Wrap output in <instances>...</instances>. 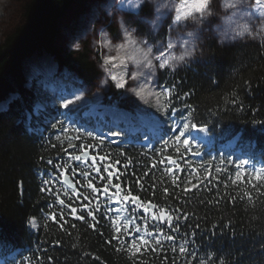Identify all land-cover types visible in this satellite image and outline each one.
Listing matches in <instances>:
<instances>
[{
	"label": "trees",
	"instance_id": "obj_1",
	"mask_svg": "<svg viewBox=\"0 0 264 264\" xmlns=\"http://www.w3.org/2000/svg\"><path fill=\"white\" fill-rule=\"evenodd\" d=\"M78 1L25 0L22 20L0 41V104L8 100L0 108L2 264H264V176L234 178L233 166L220 153L221 144L238 136V153L264 167V39L221 43L207 34L195 56L159 70L166 114L173 122L188 123V131L207 127L208 147H185L172 138L147 146L111 143L67 126L60 113L53 125L46 122L53 113L44 119L34 115L37 97L26 86L24 63L43 52L88 86L96 84L100 65L90 50L58 44L60 23ZM135 83L136 92L143 89L144 100L155 92L142 75L136 74ZM104 100L132 108L114 86ZM85 108L66 111L83 126ZM85 151L97 157L99 175L92 162L68 159ZM191 153L201 157L192 158ZM47 160L58 163L59 170ZM104 164L113 173L111 183ZM65 174L75 189L61 182ZM45 180L51 192H41ZM104 187L112 196L119 192L129 197L126 213L138 223L129 234L116 231L114 204L105 199ZM61 199L64 205L58 203ZM97 200L99 223L83 210L88 204L95 212ZM138 205L168 213L171 225L149 217L146 228L151 235L133 243L144 232ZM80 215L84 221L77 218ZM33 219L39 221L37 230ZM93 223L95 229L89 227Z\"/></svg>",
	"mask_w": 264,
	"mask_h": 264
},
{
	"label": "rangeland",
	"instance_id": "obj_2",
	"mask_svg": "<svg viewBox=\"0 0 264 264\" xmlns=\"http://www.w3.org/2000/svg\"><path fill=\"white\" fill-rule=\"evenodd\" d=\"M24 1L0 0V41L22 20ZM199 2L200 0H147L138 13L136 6L139 0H80L76 2L60 23L58 44L70 50L87 47L90 50L91 58L99 62L100 76L96 84L90 87L75 72L59 68L48 53L34 54L28 61L35 58L34 62L38 63L39 67L41 66L40 70L35 71L37 74L33 75L28 72L27 60L24 63L26 86L33 89L37 97L34 113L43 114L40 118L46 117L48 113H53L51 117L46 118L48 121H52L49 125L54 124V117L60 113L67 122V126L83 130L96 139H110L113 140L112 142L141 140L140 137L134 136L122 138L124 133L112 126L110 120L111 117L116 119L115 112L140 113L145 118L159 117L158 120L156 119L160 126L157 130L158 136H155L152 131L150 136L147 135L143 138L144 144H147L150 139L170 141L172 138L181 142L185 147H188L189 144L204 145L199 144L196 138L190 133H186V130L181 127L182 124L171 121L166 114L165 91L160 89L158 83V72L162 69L159 67L158 58L162 55L165 58L168 56L170 59L167 67L178 66L191 57H185L182 61L177 57L191 49L197 51L204 43L207 34L214 36L221 43H231L253 37L264 39V0H261L259 4L256 3V0H210L207 13L198 10ZM227 5L232 6L228 7ZM177 16L181 19L177 20ZM135 21L146 29L141 31L140 24L132 23ZM109 24L113 26L112 29L108 27ZM245 24L253 35L246 34L244 38H240L237 36V29ZM129 35L134 41L132 44H129ZM169 43L172 44L170 49L167 47ZM76 45L79 47L77 48ZM122 45L124 47H121ZM47 56L51 57L54 63L49 62ZM110 57L112 59H109ZM149 61H151V65H149ZM46 66L48 67L47 71H45ZM53 69L62 76H66L68 80L60 82L58 91L48 92L45 91L43 85H40V82L47 81L49 74L54 72ZM38 71L39 73L43 72L39 74ZM136 74L142 75L155 87V92L147 100L131 91L132 88H136ZM111 76L117 77L116 82L122 79L127 81L126 90L121 89V91L122 98L132 106L130 110L118 104H109L104 100L105 94L116 83L111 80ZM75 96H80L81 100L75 101ZM69 100H73L74 103L65 108L63 105ZM82 107L87 109L83 117H87L88 121L80 126L74 123L72 115H68L66 109L78 110ZM97 107L102 110L100 116L99 113L96 116L95 109ZM162 128L167 129L165 136L162 135ZM108 129H112L111 131L117 134L110 135L107 133ZM169 129L172 133H169ZM181 133L186 134L181 136ZM172 135L174 136L171 137ZM176 136H181V139L176 140ZM185 140L188 141L187 144L184 143ZM220 150L228 164L233 166L234 178L240 179L245 175L249 178L264 176V167L239 154L234 149L232 142H226ZM92 156L94 155L88 152L87 157L81 156L82 161L80 162L88 161L90 163ZM191 157L200 158L201 154L195 153ZM113 195L114 199L119 201L113 205L115 228L129 234L130 229H136L138 226L134 216L131 217L126 213L129 201L125 202L124 196L119 192ZM144 208H147L148 211L145 212ZM136 209L142 212L139 215L142 221L139 227H142L144 232L137 237L138 241L133 243L141 242L151 235L152 232L146 228V220L149 217H158L162 213L161 221L167 222L170 216L166 212H157L154 207L150 206L138 205ZM32 225L34 228H38L39 221L34 219ZM1 262L0 260V264Z\"/></svg>",
	"mask_w": 264,
	"mask_h": 264
},
{
	"label": "snow or ice",
	"instance_id": "obj_3",
	"mask_svg": "<svg viewBox=\"0 0 264 264\" xmlns=\"http://www.w3.org/2000/svg\"><path fill=\"white\" fill-rule=\"evenodd\" d=\"M146 2H147V0H139L138 5L136 6V12H137V13H138L140 10H142V8H143V6L145 5ZM260 2H261V0H256V3H257V4H259ZM209 5H210V0H200L199 4L197 5V8H198L199 11H201V12H203V13H207V12H208V9H209ZM227 6H228V7H231L232 5H227ZM176 19L179 20V19H181V17L177 16ZM128 41H129V44L134 43V41L131 39V36H130V35H129V37H128ZM76 47L78 48L79 45H76ZM121 47H124V45H122ZM167 47H168L169 49L172 48V44L169 43V44L167 45ZM109 59H112V58L110 57ZM130 59H131V57H130ZM169 59H170V57H168V56H167L166 58H165L163 55H162L161 57H159V58H158V61H159V67H160V68H165V67H167V66H168V61H169ZM149 65H151V61H149ZM111 80H112L113 82H116V81H117V77H116V76H111ZM126 84H127V81L122 79V80H120L119 82H116L114 86L117 87V88L125 89V90H126ZM135 94H136L137 96H142V95H143V89H141L139 92H136ZM168 94H169V96H171V90H168ZM79 100H81V97H80V96H75V101H79ZM73 103H74L73 100H69V101H67L63 106H64L65 108H67L69 105H71V104H73ZM189 115L191 116V113H189ZM156 119L158 120L159 117H156ZM181 127H183V128L186 130V132H187V130L190 128V125H189L188 123H184V124L181 125ZM177 130L179 131V129H177ZM169 131H171V129H169ZM184 134H186V133H181V136H183ZM181 136H176V140H180V139H181ZM57 139H59V137H58ZM184 143L187 144L188 141L185 140ZM185 151H187V149H185ZM84 157H87V153H86V152L84 153ZM42 159H43V158H42ZM68 159H70V160H75V161H77V162L82 161V157H81V155H77V156H75V157H71V156H69ZM90 159H91V161H92V163H93V166H94L95 169H96V174L99 175L100 167H99L98 165H96V159H97V157H96V156H92V157H90ZM104 159H105L104 157H100V160H101L102 163H103ZM45 163L48 164V165H50V166H52L53 168L59 170L60 165H59L58 163H57V164H54L53 160H47V161H45ZM103 166H104V168H105V172L108 173L109 183H111V177H112L113 173L108 172V168H109V165H108V164H104ZM117 175H118V174H117ZM101 179H103V177H101ZM64 182H65V183H68L67 179H65ZM42 183H43L44 186L41 187V192H44V193L51 192V188L48 187L49 182H48L47 180H45V181H43ZM88 185H89V187H92V181H91V180H88ZM115 188L117 189V191H119V190H120V184L117 183V184L115 185ZM93 192L96 193L97 190L93 188ZM102 192H103V194H105V199L108 200V201H110L111 204L119 203V201L115 200L114 197H113L111 194H109V188H108V187H104V188L102 189ZM165 193H167V189H165ZM97 194H98V193H97ZM83 199H84V200H88V201H89V204H91V200H89V197L85 196ZM137 199H138V198H136V197H132V200H133V201H136ZM123 200H124L125 202H127V201H129V197H128V196H124V197H123ZM58 203H59L60 205H64L65 202H64V200L61 199V200H58ZM83 210L86 212V214H87V215H88L93 221H95V223H99V220H98L97 215H96L97 212H100V203H99V200H97V202H96V209H95V212L89 207L88 204H84V205H83ZM71 211H72V213L74 214V213L76 212V209L73 208ZM109 211H111V207H110V206H109ZM144 211L147 212L148 209H147V208H144ZM77 218H78L80 221H84L85 216H84V215H80V216H78ZM52 219H55V217L53 216ZM160 219H163V217H161ZM178 219H179V217H177V220H178ZM171 221H172V217L169 216V217H168V223H169V225H171ZM95 223L90 224L89 227L95 229ZM73 227H74V225H73ZM116 231L119 232L120 229L117 228ZM168 239H171V237H168Z\"/></svg>",
	"mask_w": 264,
	"mask_h": 264
},
{
	"label": "bare ground",
	"instance_id": "obj_4",
	"mask_svg": "<svg viewBox=\"0 0 264 264\" xmlns=\"http://www.w3.org/2000/svg\"><path fill=\"white\" fill-rule=\"evenodd\" d=\"M47 58H49V62L54 63V61H53V59L51 57L47 56ZM34 61H35V58H32L29 61L28 60L26 61L27 71L32 73L33 75H34V73L37 74L35 72V71H37V69H39V70L41 69V66L39 67L38 63H36ZM42 67H43V65H42ZM45 68H46L45 71H47L48 67L46 66ZM53 71H54V69H53ZM42 72L43 71H41V73H39V71H38L39 74H42ZM54 72H52L51 75L49 74L47 81L40 82V85L44 86L45 91H48V92L58 91L59 87H60V82H65L66 80H68V78L66 76H62L58 71H54ZM32 74H31V76H32ZM32 77H34V76H32ZM64 87H66V86H64ZM95 110H96V116H98V112L100 111L99 107H97ZM123 115H124V113H122V112L121 113L120 112L119 113L115 112L114 116H115V118L117 120H115V119L112 120V122H113L112 126L117 125L116 122L117 121H121V120H119V117L123 116ZM136 120H137V124L136 125H141V124L145 125V122L146 123L150 122L152 125L157 126L158 123H159V122L156 121V118H153V117L145 118L144 116L139 115V114H138V119L136 118ZM144 125L142 127H144ZM133 127H135V126H133ZM133 130H134V132H138V128L137 127L133 128ZM202 131H203V129H198L197 134L198 135H202Z\"/></svg>",
	"mask_w": 264,
	"mask_h": 264
},
{
	"label": "clouds",
	"instance_id": "obj_5",
	"mask_svg": "<svg viewBox=\"0 0 264 264\" xmlns=\"http://www.w3.org/2000/svg\"><path fill=\"white\" fill-rule=\"evenodd\" d=\"M246 34L253 35L250 32L249 27L246 24L242 25L240 28L237 29L238 37L244 38ZM233 39H235V37H233ZM193 56H195V50L191 49V50L186 51L183 55L177 57V59L182 61L184 60L185 57H193ZM176 66L177 65H173L172 67L175 68ZM131 91L136 92V88H132Z\"/></svg>",
	"mask_w": 264,
	"mask_h": 264
},
{
	"label": "water",
	"instance_id": "obj_6",
	"mask_svg": "<svg viewBox=\"0 0 264 264\" xmlns=\"http://www.w3.org/2000/svg\"><path fill=\"white\" fill-rule=\"evenodd\" d=\"M4 104H5V102L1 103V105H4ZM1 105H0V106H1ZM86 153H87V152H86ZM82 156H84V154H83ZM65 179H67V181H68V183H65L66 185H68V186H70V187H72V188H75V185L72 183V180H71V178H70L69 175H66V176L64 177V181H65Z\"/></svg>",
	"mask_w": 264,
	"mask_h": 264
}]
</instances>
